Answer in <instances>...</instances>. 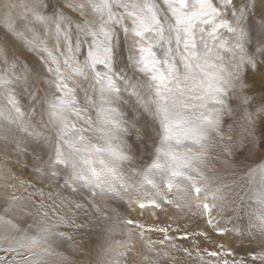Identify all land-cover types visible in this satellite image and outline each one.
<instances>
[{
    "label": "snow or ice",
    "instance_id": "1",
    "mask_svg": "<svg viewBox=\"0 0 264 264\" xmlns=\"http://www.w3.org/2000/svg\"><path fill=\"white\" fill-rule=\"evenodd\" d=\"M66 7L79 18L73 20L51 0L24 5L29 23L52 44L40 42L34 32L25 40L42 54L44 95L28 85L27 69L19 71L18 60L0 57L5 65L0 68V128L41 141L43 155L33 158L34 167L46 179L59 175L66 189L86 185L101 198L139 191L141 211L174 203L182 211L178 198L167 194L190 190L194 201L187 207L201 209L211 231L227 237L233 230L217 218L228 206L223 188L212 187L202 166L211 144L231 164L232 137L224 135V118L234 111L232 103L244 109L253 128L249 106L258 104L255 114L264 113V10L254 17L249 0H68ZM20 83L32 87L30 100L45 108L47 135L24 121ZM136 113L144 118L141 127ZM140 144L151 155L138 167L131 161ZM250 144L255 146V138ZM247 176L252 186L241 199L242 226L227 248L214 242L206 264H264V158L249 166ZM0 222L19 233L0 236V264H46L54 254L50 237L72 239L47 227L29 231L32 225L24 228L5 216ZM125 223L141 228V236L159 231L164 234L159 244L176 247L168 228ZM201 235L207 239V232ZM175 239L186 240L188 234ZM237 243L243 255L234 250Z\"/></svg>",
    "mask_w": 264,
    "mask_h": 264
},
{
    "label": "rangeland",
    "instance_id": "2",
    "mask_svg": "<svg viewBox=\"0 0 264 264\" xmlns=\"http://www.w3.org/2000/svg\"><path fill=\"white\" fill-rule=\"evenodd\" d=\"M37 2L48 4L49 0H0V57L7 59L9 63L13 62L14 58L18 60L19 63L16 64V68L19 71H23L24 68L27 69L28 85L38 87L40 89V95L43 96L44 87L42 81L46 79V76L44 75L42 67V54L38 51H33L25 44V40L33 39L34 32L40 42L48 44L49 47L52 46L44 32L39 27L30 24V18H26L27 14L25 12L24 5H31ZM241 2L242 0H237V3ZM249 2L250 4L255 5L253 16L257 17L259 13L264 10V5L261 4L260 0H249ZM51 3H58L59 7L62 8L73 20L79 18L78 13H75L66 7L68 0H51ZM17 32L23 33V38L18 36ZM223 36L225 39H228L227 33H223ZM261 59H264V57H261ZM225 64H231L230 57L226 58ZM21 66H23V68ZM4 67L5 65L0 63V68ZM228 70L231 69L229 68ZM257 79H259V77H257ZM28 85L20 83L16 86L18 91L23 89V91H20V96L18 97L24 113L23 119L39 132L47 135L48 133L45 131L47 113L43 106L40 104H34V102L30 100L28 93L31 92L33 88ZM255 95L258 96L259 93L257 92ZM33 107H35V111H31ZM232 107L234 109L232 114L224 118V135H231L232 137V140L229 141V143L233 149V160L231 159L230 165L224 163L226 158L224 155L220 154V148H217L215 144H211L208 147L206 163L202 167L206 174L210 172L207 175L211 178L212 187L215 188L219 186L223 188L228 207L232 206L233 210H235L239 205L240 198H242L244 193H246L249 187L252 186L250 178L247 176L249 166H252L257 162H261L262 158H264V147L260 146V141L264 139V136H261V129L264 128V113H260L259 115L255 114L254 109L259 107L258 104L249 106L248 111L253 113L252 118L255 124L253 128V125L249 124L245 117L244 109L242 107L237 108L236 103H232ZM135 115L137 119L140 120V124L137 125V127H141L144 124V118H141L139 113H136ZM253 138L256 140L255 146L250 144V141ZM40 146L41 141L39 140H34L31 137L24 138L21 135L14 136V133L10 134L8 130L0 128V216L11 218L15 223L24 228L28 225H32V228L29 229V231H37L40 227H47L52 232L54 231L53 233H59L58 231L61 230L65 231V234L72 237L70 241L50 237V239H53L56 242L53 244L54 254L46 258V264H117L118 259H127L125 264H152L150 259L153 257L156 250H159V255L157 256L158 264L187 263L185 260L181 263H177L179 260L175 259H171L172 262L168 260V258H170V256H167L169 254L168 252L171 249L174 250V248L170 244L168 245L167 242L163 246L159 244V241L164 239L163 233L159 231H144L143 236H141V228L129 226L125 223L126 220L131 219L142 225L138 220V216L135 217L131 214L135 212L134 209L140 210L136 204L137 200L135 201V199H133L135 197H137L136 199L139 198L140 194L138 191L137 193L132 192L127 195L121 193L118 197L101 198L90 194V192H86L89 190V187L86 185H81L79 187L73 185L72 187L66 189L63 180L59 175H56L54 179H46L44 178L45 174L38 172L34 167L33 158L38 154L43 155ZM150 155L151 154L148 148L145 147L144 144H140L138 150L135 151L131 163L138 167L142 166L149 162ZM237 161H240V163H237ZM227 165L228 167H226ZM126 172L127 169L125 170V173ZM48 176L51 177V174L49 173ZM51 181L53 183H51ZM227 181L230 184L227 183ZM41 189L45 193H55L56 196H53L54 206L63 205L66 201L68 204L74 205H70L68 209L64 207V209L69 210L65 213L49 212L50 207L48 205L46 207L44 206L46 212L48 211V215L44 219V212L40 211L41 206L38 207V201L40 200L39 198H36L37 195H40V192L38 191ZM81 192H85V194H82ZM75 193L76 196L80 197L83 201H77ZM147 193L150 195L151 189H147ZM237 193H239V195H237ZM61 194L72 198L65 201V199L61 197ZM13 196L18 198L15 202L11 198ZM168 198H178V201H181L184 206L186 205V207L190 202L194 201V197L192 196L190 190L186 192L170 193ZM97 199L100 201L99 203ZM116 202L119 203L116 204ZM181 202L180 205L182 211L181 213L178 212L181 215L179 225H173L172 223L163 224L161 221L163 218H161V222L159 221V223H153V226L151 227L152 229H170L167 234L173 237L172 242L178 249L183 247V242L188 239L192 240L194 237L201 238L203 241L206 239L203 235H201V233L206 232L205 225L203 228H200L199 225L191 229H185V223L187 224V222L182 219L184 218L183 212L185 211L193 220V225L198 224V219L201 222L205 221V218L200 215L201 209L197 207H187L188 210L186 208L183 209L184 206H182ZM75 203L82 204L84 206L83 209L74 208ZM172 205L163 204L162 208H166V206L169 208L175 207V204ZM96 207H99L102 211L97 213L94 210ZM6 208L7 212H5ZM149 210H152L153 212L161 211V209H148L145 210V213L149 212ZM108 211L115 215H108L107 213H110ZM141 216H145V214H142ZM148 216H150V213L146 214V217ZM155 218H159V216H156ZM66 219L72 220L71 225H64V220ZM222 219L223 217L220 219V225L225 227V224L222 223ZM73 224L84 225V227L76 228L72 226ZM100 230H103V232H99ZM184 233L188 234V239L174 240V236L176 237L177 235L178 237ZM132 234L133 237L136 235V238H133ZM3 235H19V233H16L10 225L0 222V236ZM93 235H97L99 241L98 239L94 241ZM209 235L210 237L212 236L211 238L213 239L218 236L213 232L207 234V237ZM231 235L233 239L235 236L234 234ZM138 236H140L141 240H139V238L137 239ZM152 238L158 239V241L155 242ZM222 238L221 236L218 238V241L221 243H223L224 240V237ZM85 239H87V243L84 242ZM132 243H135L139 247V250L135 249V251L138 250V252L133 253L134 248ZM149 245H151V249L149 248ZM84 249L87 251H84ZM165 249L167 251H165ZM122 250L128 251L131 255H128L127 258L122 255L120 256V251ZM184 254L186 253H177L176 258L183 260ZM203 254L207 256V251L206 253L203 252ZM133 255L137 261L133 259ZM114 256H118V259L113 260ZM160 256H162V258ZM145 257H147V259H145ZM187 259L188 257H186V260ZM121 264H124V262Z\"/></svg>",
    "mask_w": 264,
    "mask_h": 264
},
{
    "label": "bare ground",
    "instance_id": "3",
    "mask_svg": "<svg viewBox=\"0 0 264 264\" xmlns=\"http://www.w3.org/2000/svg\"><path fill=\"white\" fill-rule=\"evenodd\" d=\"M217 147V146H216ZM218 148V147H217ZM216 152V151H215ZM220 152V151H219ZM218 152V153H219ZM232 159V158H231ZM233 160V159H232ZM224 161V160H223ZM224 163H225V161H224ZM230 165V164H229ZM222 167V166H221ZM226 167H228V165L226 166ZM228 169V168H227ZM126 170V169H125ZM212 172V171H211ZM208 173H210V172H208ZM207 173V174H208ZM129 173H128V171L125 173V175H128ZM40 175V174H39ZM44 175V174H43ZM215 175V174H214ZM221 177V176H220ZM222 178V177H221ZM27 179V178H26ZM25 179V180H26ZM28 179L30 180V178L28 177ZM223 179V178H222ZM224 180V179H223ZM31 181H32V179H31ZM220 181V180H219ZM230 181V180H229ZM223 182V181H222ZM226 182V181H225ZM38 183V182H37ZM51 183H53L52 181H51ZM220 183H221V181H220ZM227 183H229L228 181H227ZM30 184V183H29ZM230 184V183H229ZM214 185V184H213ZM224 185V184H223ZM226 185V184H225ZM33 187V186H32ZM215 187V186H214ZM77 188V187H76ZM45 189V188H44ZM81 189V188H80ZM226 189V188H225ZM81 191V190H80ZM83 191V190H82ZM233 191V190H232ZM38 192H40L39 194L40 195H37V197L36 198H39V200L40 201H38V207H40L41 208V210L40 211H43V212H46V209H44V206L46 207L47 205L50 207L49 209H50V211L49 212H53V213H65L66 211H69V210H67L69 207H70V205L72 206V205H74V204H68V202L66 201L67 199H71L72 197H70V196H66V195H63V194H61V197L62 198H64L65 199V203L63 204V205H59V206H54V203H53V196H56L55 195V193H45L44 191H42V189L41 190H39ZM62 192V191H61ZM86 192H89V190H87ZM227 192V191H226ZM36 193V192H35ZM60 193V192H59ZM78 193V192H77ZM82 194H85V192H81ZM137 193V192H136ZM138 193L140 194L139 195V198L138 199H143V195L138 191ZM58 194V193H57ZM3 195V194H2ZM7 195H9V194H7ZM36 195V194H35ZM90 195V194H89ZM137 195V194H136ZM168 195V197H169V195L170 194H167ZM12 196V195H11ZM41 198H40V197ZM75 196H76V193H75ZM85 196V195H84ZM135 196V195H134ZM191 196V195H190ZM42 197H44V198H42ZM77 197V196H76ZM186 197V196H185ZM9 198V197H8ZM12 198V197H11ZM61 198V199H62ZM137 197H135V198H133V199H135V201L136 200H138V199H136ZM235 198V197H234ZM44 200V201H42V200ZM89 199V198H88ZM92 199V198H91ZM94 199V198H93ZM233 199V198H232ZM236 199V198H235ZM241 199L242 198H240V200H239V205L237 206V210L235 211V210H233V208H232V206H227V208H226V210L219 216V217H217L218 219H219V221H220V219H221V217H223V219H222V223H224L225 224V227L226 228H228V229H232L233 231L232 232H230L229 233V235L227 236V237H224V240H223V243H225V247L227 248L228 246H229V244L231 243V241L233 240V239H235V237L232 239V235L231 234H234V232L236 231V230H238L241 226H242V221H241V215H242V213H241ZM38 200V199H37ZM77 201L78 200H82L80 197H77V199H76ZM86 200V199H85ZM95 200V199H94ZM98 200V199H97ZM118 200V199H117ZM61 201V200H60ZM83 201V200H82ZM82 201H80V202H82ZM120 201V200H119ZM133 201V200H132ZM134 201V202H135ZM15 202V201H14ZM44 202H46V203H44ZM88 202H90V201H88ZM92 202V201H91ZM100 201L98 200V203H99ZM104 202V201H103ZM102 202V203H103ZM106 202V201H105ZM113 202V201H112ZM179 203L181 202V201H178ZM85 203V202H84ZM95 203V202H94ZM97 203V202H96ZM114 203V202H113ZM119 203V202H118ZM117 202H116V204H118ZM182 203V202H181ZM42 204V205H41ZM90 204V203H89ZM92 204V203H91ZM101 204V203H100ZM106 204V203H105ZM104 204V205H105ZM112 204V203H111ZM175 204V203H174ZM94 205H96V204H94ZM107 205V204H106ZM97 206V205H96ZM110 206V205H109ZM118 206V205H117ZM173 206V205H172ZM182 206H184V204L182 203ZM64 207H66L67 209H64ZM93 207V206H92ZM176 207V206H175ZM175 207H172V208H169L168 206H166V208H162V210L161 211H159V212H153L152 210H149V212H147V213H150V216H148V217H146V214L147 213H145V211H140V210H137V209H134L135 210V212L134 213H131L133 216H135V217H137L138 216V220H139V222H141V224L142 225H144L145 227H147V228H151L152 226H153V223H159V221L161 220V218H163V220H161L162 221V223L163 224H167V223H172L173 225H179V223H180V219H181V215L179 214V213H181V211H178V210H176V208ZM74 208H76L75 206H74ZM107 208V207H106ZM184 208H186L187 209V207H186V205L183 207V209ZM118 209V208H117ZM120 210V209H119ZM154 210V209H153ZM188 210V209H187ZM186 210V211H187ZM190 210V209H189ZM102 211V210H101ZM115 211H116V209H115ZM184 211V210H183ZM48 212V211H47ZM106 212V211H105ZM108 212H110V211H108ZM114 212V211H113ZM179 212V213H178ZM118 213V212H117ZM108 215H110V216H112V215H115V214H111V212L110 213H107ZM119 214H120V211H119ZM142 214H145V216H141ZM152 214H156L155 215V217L157 216H159V218H155L154 217V215H152ZM191 214H192V212H191ZM183 215H184V218H182V219H184L185 220V222H187V224L185 223V229H191V228H193V227H195V226H199L200 228H203V226L205 225L206 226V232H207V234H209L210 232H212L211 231V229L209 228V226L207 225V223H206V221H203V222H201V221H199V219H198V224L197 225H193L192 224V219L190 218V216H188L189 214L187 213V212H183ZM183 215H182V217H183ZM44 219H45V216H44ZM187 220V221H186ZM160 221V222H161ZM246 221H247V218L246 217H244V221H243V223H246ZM45 222V221H44ZM39 223V222H38ZM71 223H72V220L71 219H66V220H64V225H71ZM221 224V223H220ZM175 227V226H174ZM180 227V226H179ZM182 227H184V226H182ZM71 228V227H70ZM172 228V227H171ZM170 230V229H169ZM178 230V229H177ZM179 231V230H178ZM54 232V231H53ZM58 232H65V231H58ZM99 232H103V230L101 231H99ZM186 232V231H185ZM170 233V232H169ZM173 233V232H172ZM99 234V233H98ZM101 234V233H100ZM103 234V233H102ZM94 236V241L95 240H97L98 239V237H97V235H93ZM101 237V236H100ZM132 237H133V234H132ZM176 237H177V235H176ZM212 237V236H211ZM210 237V235L207 237V239H205L204 241L201 239V238H198V237H194L192 240H186V241H184L183 242V244H184V246L183 247H181V248H177V247H175L174 248V250L173 249H171L168 253V257L170 256V258H168V260L169 261H171V259L173 260V259H175V260H179L177 263H181V262H184V260H185V262H187L186 264H206V262H208V261H210L212 258L208 255V250H215L214 249V242L215 241H218V238H219V236H217V237H214V239L213 238H211ZM133 238H136V235H135V237H133ZM139 238V240H141L140 239V236H138L137 237V239ZM222 238V237H221ZM191 239V238H190ZM223 239V238H222ZM152 240L153 241H158V239H154V238H152ZM174 240H175V236H174ZM98 241H99V239H98ZM56 242V241H55ZM84 242L85 243H87V239H85L84 240ZM220 242V241H219ZM58 243V242H57ZM56 243V244H57ZM93 243V242H92ZM91 243V244H92ZM173 243V242H172ZM176 243V242H175ZM59 245H60V243H59ZM132 245H133V253H136V252H138V250H139V247L135 244V243H132ZM169 245V244H168ZM56 246V245H55ZM120 246V245H119ZM130 246V245H129ZM245 247H248L247 245H245ZM188 249L190 252H191V256H190V258H189V255H186V254H184V258H183V260H180V259H178V258H176L177 257V253H185L184 251H182V249ZM135 249H138L137 251H135ZM168 249V248H167ZM170 249V248H169ZM79 250V249H78ZM80 250H82V249H80ZM235 251H238L241 255H243L244 254V249L243 248H241V246H240V244L239 243H237L236 244V246H235V249H234ZM84 251H87L86 249H84ZM115 251V250H114ZM113 251V252H114ZM165 251H167L166 249H165ZM206 251H207V256L206 255H204L203 254V252H205L206 253ZM175 252H177V253H175ZM86 253V252H85ZM120 253H127V255H122V256H124V257H128V255H131L128 251H125V250H122V251H120ZM159 253V250H156L155 251V253L153 254V257H151V263L152 264H158V262H157V256L159 255L158 254ZM87 254V253H86ZM121 256V255H120ZM161 258H162V256H160ZM186 257H188V259L186 260ZM201 257L203 258V259H201ZM160 258V259H161ZM116 259H118V256H114L113 257V260H116ZM133 259L134 260H136L135 259V257H134V255H133ZM167 259V258H166ZM126 260L127 259H118L117 260V264H121L122 262H124V264L126 263ZM129 260H132V259H129ZM164 260V259H163ZM137 261V260H136ZM166 261V260H165ZM164 261V262H165ZM172 262V261H171ZM168 264V263H167Z\"/></svg>",
    "mask_w": 264,
    "mask_h": 264
}]
</instances>
